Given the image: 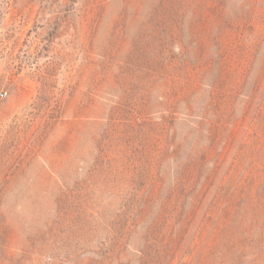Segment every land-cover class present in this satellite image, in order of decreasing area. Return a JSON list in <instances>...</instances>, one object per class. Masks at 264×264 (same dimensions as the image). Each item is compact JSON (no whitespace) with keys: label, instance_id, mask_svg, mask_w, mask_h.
<instances>
[{"label":"rangeland","instance_id":"374dc122","mask_svg":"<svg viewBox=\"0 0 264 264\" xmlns=\"http://www.w3.org/2000/svg\"><path fill=\"white\" fill-rule=\"evenodd\" d=\"M0 264H264V0H0Z\"/></svg>","mask_w":264,"mask_h":264},{"label":"built area","instance_id":"2783aa9c","mask_svg":"<svg viewBox=\"0 0 264 264\" xmlns=\"http://www.w3.org/2000/svg\"><path fill=\"white\" fill-rule=\"evenodd\" d=\"M5 95H6V92H0V99H2V98H4L5 97Z\"/></svg>","mask_w":264,"mask_h":264}]
</instances>
